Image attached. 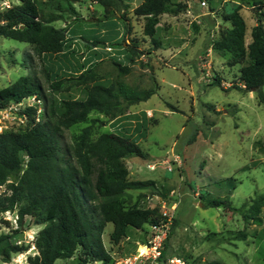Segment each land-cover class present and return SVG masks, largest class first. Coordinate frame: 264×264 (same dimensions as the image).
<instances>
[{
  "label": "rangeland",
  "instance_id": "rangeland-1",
  "mask_svg": "<svg viewBox=\"0 0 264 264\" xmlns=\"http://www.w3.org/2000/svg\"><path fill=\"white\" fill-rule=\"evenodd\" d=\"M123 1L128 8L107 17L101 6L86 0L74 4V14H62V20L52 23L55 28H68V47L60 55H38L27 43L0 38V89L23 76L40 85L36 97L0 110V133L24 130L28 107L35 106L36 121L43 122L61 99L84 98L80 88L68 83L52 92V79L90 69L107 85L121 81L138 91L155 88L148 100L127 106L121 117L110 119L92 112L85 123L63 129L61 149L70 150L76 136L90 124L94 140L110 132L129 137L147 158L124 159L128 180H153L155 190H128L124 204L170 216L175 226L166 256L181 257L187 264H264V105L255 92L238 89L240 65L229 66V56L211 48L221 30L229 27L224 15L235 4L242 6L248 45L256 24L254 8L260 2L264 5V0H173L189 7L177 16L160 17L155 35L158 48L143 35V19L133 14L139 0ZM18 3L0 0V12ZM116 63L128 66L129 73L121 76ZM214 78H219L220 86L212 85ZM261 91L264 94V86ZM171 152L179 157L180 165L171 162L172 171H167L163 161L170 162ZM4 190L0 187V193ZM223 198L236 208L243 207L245 217L222 208H205L208 201ZM28 224L25 218L22 233L12 237V242L27 250L12 254L9 263L0 258V264H29L28 257L37 255L33 241L44 225ZM16 228V211L0 215V234L11 235ZM112 231L108 223L102 241L116 259L126 252L127 241L114 244ZM127 234L132 243L140 239L134 230ZM79 254L54 264H78Z\"/></svg>",
  "mask_w": 264,
  "mask_h": 264
},
{
  "label": "trees",
  "instance_id": "trees-1",
  "mask_svg": "<svg viewBox=\"0 0 264 264\" xmlns=\"http://www.w3.org/2000/svg\"><path fill=\"white\" fill-rule=\"evenodd\" d=\"M82 1L18 0L17 5L0 12V38L27 43L38 55H60L68 47V28H55L52 23L62 20L64 13L74 14V4ZM86 1L101 6L106 17L128 8L123 0ZM263 8L261 2L254 8L256 24L251 29L248 45H245L246 24L240 14L242 6L235 4L224 15L229 27L221 30L218 40L211 46L213 51L229 56V66L240 65L241 87L238 89L255 92L262 105ZM186 10L183 2L141 0L133 14L143 19V35L158 48L155 35L160 17L165 14L177 16ZM98 43L101 42H93ZM129 52L133 53L131 49ZM116 65L121 76L129 73L128 66ZM213 81L212 85L220 86L219 78ZM67 83L80 88L84 98L61 99L43 122L36 121L35 106L28 107L24 111L27 117L24 130L0 133V187H5L0 193V215L16 211L18 224V228L11 230V235L0 234L2 263H9L12 254L27 250V247L12 242V237L24 230L25 218H29L28 226L44 225L34 238L37 255L28 257L29 264H54L56 260L72 258L77 251H80L76 258L78 264L91 261L112 264L113 258L102 241L108 223L113 225L110 240L118 244L127 241L128 230H143L145 226L158 224L164 219L156 209L137 205L127 208L124 204L128 190H155L153 180H128L124 159L147 158L136 141L114 132L103 133L94 140L93 125L90 124L76 136L70 150L63 151L59 142L63 129L85 123L92 112L110 119L121 117L127 106L148 100L155 94V88L138 91L121 81L107 85L98 81L88 69L77 76L52 79L50 90L59 92ZM39 94L40 85L34 78L20 77L0 89V110ZM205 208H222L245 217L243 207L236 208L224 198L208 201ZM3 223L9 225L7 221ZM133 247L134 243L127 241L125 253Z\"/></svg>",
  "mask_w": 264,
  "mask_h": 264
},
{
  "label": "built area",
  "instance_id": "built-area-1",
  "mask_svg": "<svg viewBox=\"0 0 264 264\" xmlns=\"http://www.w3.org/2000/svg\"><path fill=\"white\" fill-rule=\"evenodd\" d=\"M200 5L206 6L205 1H201ZM107 50L110 51V48ZM146 114L151 116L150 111H146ZM171 162L180 165L179 157L173 152H171L170 162L163 161L164 165H168L167 171H172L169 166ZM154 166V164L150 165L149 168L154 169ZM161 216L164 219L158 224L148 226L147 231L134 229L140 235V239L133 242L134 247L128 253L113 259L112 264H187L181 257L165 255V244L170 234L172 220L166 213ZM127 241H129V237Z\"/></svg>",
  "mask_w": 264,
  "mask_h": 264
},
{
  "label": "crops",
  "instance_id": "crops-1",
  "mask_svg": "<svg viewBox=\"0 0 264 264\" xmlns=\"http://www.w3.org/2000/svg\"><path fill=\"white\" fill-rule=\"evenodd\" d=\"M178 2V1H177ZM141 3V0H139L137 3H136V6H134L133 8H135V7H137L139 4ZM183 3H185L186 4V2H183ZM93 4V3H92ZM187 7H189V5H188V3H187V5H186ZM160 24V23H159ZM159 27H160V25L158 26V30H160L159 29ZM95 48L96 47H93L92 49H90V50H95Z\"/></svg>",
  "mask_w": 264,
  "mask_h": 264
}]
</instances>
